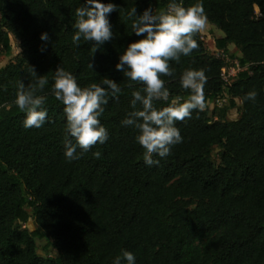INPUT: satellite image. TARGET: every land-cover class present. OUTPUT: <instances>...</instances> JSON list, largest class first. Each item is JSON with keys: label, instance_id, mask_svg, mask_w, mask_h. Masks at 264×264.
<instances>
[{"label": "trees", "instance_id": "obj_1", "mask_svg": "<svg viewBox=\"0 0 264 264\" xmlns=\"http://www.w3.org/2000/svg\"><path fill=\"white\" fill-rule=\"evenodd\" d=\"M83 2L0 0V58L11 53V35L21 49L18 63L0 68V264H112L121 249L132 251L136 264H264V0H203L208 23L221 32L216 49L238 59L242 70L226 87L224 59L209 53L200 31L193 34L197 48L170 61L174 75L162 78L172 97L187 99L180 75L204 69L206 107L176 122L183 140L167 157L154 155L160 161L154 166L144 163L136 130L121 124L132 111L131 92L141 85L128 87L115 64L140 38L128 11L159 12L168 0H103L117 6L108 15L113 37L95 53L93 42L74 46L71 39ZM194 3L184 0L186 7ZM232 45L239 56L231 54ZM58 66L82 87L108 77L122 89L100 118L108 140L73 161L64 156V106L52 94ZM29 67L49 81L37 93L47 95L48 119L40 128H24L25 114L14 104L18 83L34 84ZM253 89L255 101H244ZM225 95L229 106L211 111V102ZM236 99L240 117L229 121ZM27 208L36 231L27 227ZM39 237L53 245L55 257L37 253Z\"/></svg>", "mask_w": 264, "mask_h": 264}, {"label": "clouds", "instance_id": "obj_2", "mask_svg": "<svg viewBox=\"0 0 264 264\" xmlns=\"http://www.w3.org/2000/svg\"><path fill=\"white\" fill-rule=\"evenodd\" d=\"M116 7L103 0H84L75 9L73 45L79 46L81 39L91 41L95 53L109 41L113 32L108 15ZM128 17L132 20V32L140 38L124 48L115 69L128 79V87L132 88L133 82L141 87L131 92L132 111L126 114L121 124L136 130L135 140L144 149L143 161L154 166L160 162L153 158L154 155L165 158L170 155L172 146L182 142L176 122L190 118L194 110L203 111L206 107L204 86L207 76L204 69L188 68L180 75V86L190 92L187 99L179 95L172 97L162 77L174 75L170 61L179 62L181 56H189L197 48L193 34L206 27L208 17L203 0H196L187 7L184 0H168L166 8L159 12L149 7L141 14H137L134 6L128 11ZM40 39L47 41L48 34L42 33ZM89 67L92 68L91 63ZM29 68L35 78L34 84L26 86L21 80L14 104L25 114L24 128H40L48 119L47 95L37 93L42 92L49 81L45 75H37L33 68ZM52 79V94L64 106L66 118L64 156L68 161L77 160L82 152L108 140V129L100 118L108 99L118 100L122 89L117 81L108 77L82 87L76 76L62 66L56 68ZM256 96L253 89L243 99L255 101ZM154 101H164L166 106L157 108ZM93 155L98 158L101 153L96 151ZM112 264H136V256L132 251L121 249Z\"/></svg>", "mask_w": 264, "mask_h": 264}, {"label": "rangeland", "instance_id": "obj_3", "mask_svg": "<svg viewBox=\"0 0 264 264\" xmlns=\"http://www.w3.org/2000/svg\"><path fill=\"white\" fill-rule=\"evenodd\" d=\"M201 37L209 51L210 54H213L215 56H218L219 54H221L220 51H218L216 49V45H215V37H220L221 36V32L216 29L214 26L210 25L209 23H207L206 27L200 31ZM10 40H11V53L9 55H4L0 58V68H4L5 66H7L9 63H18L20 61L21 58V49H20V43L17 39H15L12 35L10 36ZM231 54H235L236 56H239V52L237 51L236 48H232L230 49ZM229 106V101H228V97L225 96V101L223 102V104L221 105V107H215V103H211L210 104V110H220L223 109L225 107ZM241 106L242 103L239 99L235 100V107L228 109L227 112V120L232 121V120H237L240 117V110H241ZM220 149L219 148H214L213 152H212V160L216 165L220 164ZM28 214L31 216L29 223L27 224V227L31 230V231H36L39 229V227L36 225L34 217L32 216L33 211L31 208H27L26 209ZM36 245H37V253L40 256L43 257H55L56 256V250L53 247V245H51L50 243H48L46 241L45 238L43 237H39L36 239Z\"/></svg>", "mask_w": 264, "mask_h": 264}, {"label": "built area", "instance_id": "obj_4", "mask_svg": "<svg viewBox=\"0 0 264 264\" xmlns=\"http://www.w3.org/2000/svg\"><path fill=\"white\" fill-rule=\"evenodd\" d=\"M218 56H221L225 61V67L222 69V74H221L222 80L226 87L230 86L238 78L239 73L242 70V68L239 65V60L231 59L228 55H225L223 53L219 54ZM225 96L218 97L216 100L213 101L215 103V107H219V108L221 107V105L225 101Z\"/></svg>", "mask_w": 264, "mask_h": 264}, {"label": "crops", "instance_id": "obj_5", "mask_svg": "<svg viewBox=\"0 0 264 264\" xmlns=\"http://www.w3.org/2000/svg\"><path fill=\"white\" fill-rule=\"evenodd\" d=\"M233 47L236 48L235 46L232 45V46L229 47V50L232 49Z\"/></svg>", "mask_w": 264, "mask_h": 264}]
</instances>
